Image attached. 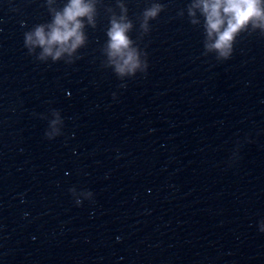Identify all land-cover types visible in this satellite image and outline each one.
Masks as SVG:
<instances>
[{
	"label": "water",
	"instance_id": "obj_1",
	"mask_svg": "<svg viewBox=\"0 0 264 264\" xmlns=\"http://www.w3.org/2000/svg\"><path fill=\"white\" fill-rule=\"evenodd\" d=\"M67 3L0 0V264H264V29L224 59L201 0H94L71 55L29 53ZM121 15L141 62L123 75Z\"/></svg>",
	"mask_w": 264,
	"mask_h": 264
},
{
	"label": "clouds",
	"instance_id": "obj_2",
	"mask_svg": "<svg viewBox=\"0 0 264 264\" xmlns=\"http://www.w3.org/2000/svg\"><path fill=\"white\" fill-rule=\"evenodd\" d=\"M195 7L202 9L209 39L213 35L216 36L215 43L210 46L211 49L217 50L224 59L231 54L234 37L249 24L254 28L264 29V4L261 0H201ZM162 11L164 8L160 3H152L143 11L140 27L144 33L149 30V21L156 19ZM121 12H126L123 6ZM94 14V0H68L62 11L54 12L51 24L47 25V32L45 25H37L34 31L24 34V46L29 49V53L34 47L42 48L39 57L41 60L51 56L53 61H57L65 52L71 55L85 42L83 20L87 19L89 25L95 27ZM189 15H193L191 10ZM109 25L106 32L109 61L115 64L119 75L126 71L131 74L141 67L138 53L131 48L132 40L128 35L132 22L126 15L118 18L112 16ZM146 67L144 62L143 69ZM79 204L78 202L77 205Z\"/></svg>",
	"mask_w": 264,
	"mask_h": 264
}]
</instances>
